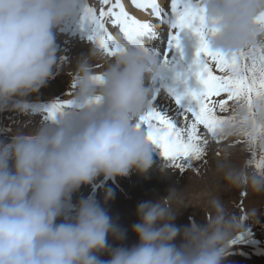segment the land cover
Masks as SVG:
<instances>
[{
  "label": "clouds",
  "instance_id": "clouds-1",
  "mask_svg": "<svg viewBox=\"0 0 264 264\" xmlns=\"http://www.w3.org/2000/svg\"><path fill=\"white\" fill-rule=\"evenodd\" d=\"M86 4L0 0V111L33 115L27 97L46 85L54 68L59 71L55 30L74 17L82 22ZM197 7L214 51L237 53L264 38L258 23L264 0H198ZM118 44L102 70L93 63L100 52L91 47L72 71L68 102L32 130L17 128L0 140V264H227L234 241L261 215L256 206L233 213L210 197L209 218L180 226L175 221L184 206L173 188L137 205L131 230L138 241L128 246L127 230L104 206L114 198L110 187L103 202L94 195L73 202V193L99 176L147 174L155 163L153 143L137 122L165 64L139 40ZM242 132L264 154V96L253 99L251 113L224 120L215 135ZM170 167L162 165V174ZM216 172L232 188L264 195V167L224 155Z\"/></svg>",
  "mask_w": 264,
  "mask_h": 264
},
{
  "label": "rangeland",
  "instance_id": "rangeland-1",
  "mask_svg": "<svg viewBox=\"0 0 264 264\" xmlns=\"http://www.w3.org/2000/svg\"><path fill=\"white\" fill-rule=\"evenodd\" d=\"M81 2L83 3L84 0H81ZM121 2L130 15L140 20H150L155 25L160 23L165 27L166 31H171L168 25L162 23L157 17H152L151 9L137 8L132 3V0H121ZM158 2L163 9V6H165L166 9L164 10L171 15V0H158ZM86 3L97 10V15L101 7L106 10L109 6L103 5L102 0H86ZM105 26L113 36L124 40L119 26L112 24L111 19L106 18ZM90 33V27L82 24L79 17L66 21L55 30L59 71L54 68L53 75L48 79L46 85L37 93H32L27 97V100L36 109L33 115L28 116L13 110L0 111V140H7L17 128L26 132L32 130L39 122L48 118L47 108L57 101H67L71 97L70 80L73 74L72 71L77 61L86 55L91 47H95L100 52L93 59L95 67L97 70L103 69L105 62L111 58V55L102 51L97 42L88 38ZM184 33L189 38L188 41H190V45L188 42V48L186 49L190 62L185 68H180L176 60H174V54H171L174 48H167V36H161L160 43H156L154 47L151 46L152 48H160L158 49L160 50L158 55L165 64L164 73L161 76L164 79V82H162L164 87L157 88L156 93L158 95L152 98L158 100L155 103V108L166 115L176 117L177 122L181 121V126H183L184 121L183 117H178V113L183 111L185 106L190 104L193 107L195 106V101L185 93L188 89H198L200 87L199 81L194 75L195 66L192 64L199 38L191 29H187ZM180 35L181 32H179ZM150 42V39L146 40V45ZM257 43H262L260 38H258ZM165 51H168L166 58L164 56ZM241 62H245L243 57ZM247 62L250 63V61ZM208 63L215 75L222 74L214 61L209 59ZM179 74H184V81L175 78ZM163 79L158 80L157 84H160ZM159 89L163 93L165 89L167 90L165 97L168 100L164 101L165 105L160 103L163 96L160 94ZM170 90H174L175 95ZM171 94L174 97H170ZM160 95L162 98H160ZM176 95L182 96L179 104L173 101L174 99L176 100ZM210 100L227 101V95L222 93L218 97H211ZM252 107L253 101L250 107L246 102L237 105L233 101H227L226 110L221 111L217 105L214 111L218 116L226 120L238 117L244 111L251 113ZM190 116L191 114H188L189 122L192 120ZM198 132L201 136H207L209 143L205 146L204 160L193 161V167L185 168L181 171L171 165L168 174L164 175L161 172V166L168 163L165 158V163L162 162L155 165L157 170L153 173L156 176L152 178L117 176L101 182L97 181V183L95 180L92 184L82 185L77 192L73 193L72 200L75 202L81 197L96 196L98 194L96 198L103 202L104 188L110 187L114 192V198L109 200L104 206L108 209L109 214L117 220L118 224L127 230V237L123 243L128 246L138 241L137 235L131 230V226L138 222L137 205L144 201H154L157 198L166 197L169 189L178 190L177 198L184 206L175 221L180 226L196 221L202 222L203 219L209 218L210 212L205 205L210 197L221 200L233 213L242 214L245 208L256 206L261 208V215L258 216L255 222H249L248 233L245 238L238 237L234 241L231 247V254L227 257V264H264V195L253 194L244 188H232L216 172V162L224 155L230 156L236 162H243L248 167L255 168V161L260 158L261 154L255 149L254 145L249 144L247 132L234 133L224 137H213L203 125H198ZM152 155L156 160L158 157H162L161 149L154 144ZM133 183H139V185L136 186ZM98 187L99 189L101 188L100 191ZM192 198L194 200L193 203L189 202ZM111 243L115 245L119 242L111 241ZM104 258L107 259L106 256Z\"/></svg>",
  "mask_w": 264,
  "mask_h": 264
},
{
  "label": "snow or ice",
  "instance_id": "snow-or-ice-1",
  "mask_svg": "<svg viewBox=\"0 0 264 264\" xmlns=\"http://www.w3.org/2000/svg\"><path fill=\"white\" fill-rule=\"evenodd\" d=\"M132 3L140 9H151L152 16L170 27L171 31L167 35L168 49L180 48L179 32L183 29H191L199 38L192 64L200 87L188 89L185 93L195 101V106H185L178 113V117H183V126L180 120L177 122L176 117L158 111L151 99L137 122V127L145 129L146 126L148 139L161 149L162 156L172 166L183 171L193 167V161L204 160L209 138L199 134L198 125H203L215 137L217 128L224 122L225 118L214 111L217 105L221 111L226 110L227 101H233L237 105L246 102L250 107L254 98L264 96V42L232 54L214 51L207 44L209 24L203 9L197 7L198 0H171V15L161 7L158 0H132ZM102 4L109 6L106 10L101 7L98 15L94 7L86 4L82 16V24L91 29L88 38L97 42L102 51L114 55L119 50L120 38L109 33L105 26L108 18L112 24L119 26L125 41L139 40L146 51L160 54L157 48L146 45V40L158 38L156 25L152 21L140 20L130 15L121 0H102ZM258 23L264 25V16L259 18ZM164 56L166 58V52ZM242 57L245 62H241ZM209 59L215 62L221 75L212 72ZM170 91L175 95L174 90ZM222 93L227 95V101L210 100ZM175 98L179 104L182 96L176 95ZM67 102L62 100L53 103L46 109L48 117ZM188 114L192 117L190 122ZM249 144L253 145L250 139ZM255 166L257 169L264 167V154L255 161Z\"/></svg>",
  "mask_w": 264,
  "mask_h": 264
},
{
  "label": "bare ground",
  "instance_id": "bare-ground-1",
  "mask_svg": "<svg viewBox=\"0 0 264 264\" xmlns=\"http://www.w3.org/2000/svg\"><path fill=\"white\" fill-rule=\"evenodd\" d=\"M164 7V9H166V7L165 6H163ZM156 28H157V33H158V38H153V39H150L151 40V42L147 45L148 47H154V46H156V43L157 44H159L160 43V41H161V36H163L164 35V37L165 36H167L168 35V31H166V29H165V27H163V25L162 24H160V23H158V24H156ZM165 29V30H164ZM187 29H183V30H181L180 32H181V35L179 36V39H180V48L179 49H177V48H174V49H172V53L171 54H174V60H176V62L178 63V65H179V67L180 68H185L186 67V65L188 64V62H190V60H189V55L187 54V52H186V49L188 48V38L186 37V34L184 33L185 31H186ZM260 40L262 41V42H264V38H260ZM160 46V45H159ZM158 49H160V48H158ZM165 50V49H164ZM160 51V50H159ZM177 58V59H176ZM175 78H179V79H182L183 81H184V74H179V76H176ZM159 82V81H158ZM157 82V83H158ZM161 83L162 82H164V79L162 80V81H160ZM156 87L157 88H161V87H164V86H161V87H159L158 85H156ZM167 90L165 89V92H166ZM159 92H160V94L163 96V99L161 100V104L163 103L164 105L166 104V103H164V101L165 100H168L167 99V97H165V92L163 93V91L161 90V89H159ZM178 92V91H177ZM158 94V93H157ZM161 95H160V98H162L161 97ZM170 97H174L172 94H171V96ZM157 99H152V104L153 105H155V103H157ZM174 101V103H175V99L173 100ZM191 102V101H190ZM186 105H187V103H186ZM190 118H192L191 116H190ZM158 152V151H157ZM156 156V155H155ZM154 158V157H153ZM154 161H155V163H154V166H153V168L152 169H150L149 171H148V173L147 174H140L139 172H137V171H132L128 176L129 177H144V178H152V177H154V176H156V175H154V171L155 170H157V168L155 167V165L156 164H158V163H162L161 161H157L155 158H154ZM155 179V178H154ZM133 185H136V186H138L139 185V183H133ZM102 187H103V185H101ZM98 189H99V187H98ZM97 190V189H96ZM101 190V188L99 189V191ZM82 191V190H81ZM80 192V191H79ZM78 194V193H77ZM79 195V194H78ZM98 195V194H97ZM97 195L95 196V197H97ZM97 199H99V198H97ZM192 202L193 203V198L191 199V200H189V202Z\"/></svg>",
  "mask_w": 264,
  "mask_h": 264
}]
</instances>
